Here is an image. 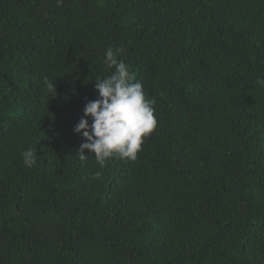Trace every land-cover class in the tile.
Wrapping results in <instances>:
<instances>
[{"label":"trees","instance_id":"trees-1","mask_svg":"<svg viewBox=\"0 0 264 264\" xmlns=\"http://www.w3.org/2000/svg\"><path fill=\"white\" fill-rule=\"evenodd\" d=\"M120 46L157 123L101 168L73 128ZM258 78L264 0H0V264H264Z\"/></svg>","mask_w":264,"mask_h":264},{"label":"clouds","instance_id":"clouds-1","mask_svg":"<svg viewBox=\"0 0 264 264\" xmlns=\"http://www.w3.org/2000/svg\"><path fill=\"white\" fill-rule=\"evenodd\" d=\"M61 4L62 0H57V6ZM124 52L123 46L105 50L104 64L114 71L103 79H97L95 89L98 98L85 104L83 116L73 128V132L84 141L76 152L79 159L83 161L89 154L94 155L101 168L112 157L135 160L143 138L155 129L157 123L154 101L146 99L142 84L136 81L129 66L118 58ZM53 82L44 79L49 92L55 89ZM257 84L264 87V79L258 78ZM22 162L32 168L36 163V153L32 149L24 151Z\"/></svg>","mask_w":264,"mask_h":264}]
</instances>
